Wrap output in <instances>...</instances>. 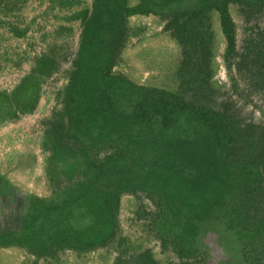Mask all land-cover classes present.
Segmentation results:
<instances>
[{
  "label": "trees",
  "instance_id": "trees-1",
  "mask_svg": "<svg viewBox=\"0 0 264 264\" xmlns=\"http://www.w3.org/2000/svg\"><path fill=\"white\" fill-rule=\"evenodd\" d=\"M187 1L141 0L129 7L127 0H94L90 15H82L78 51L65 91L67 129L60 135L54 130L49 159L58 160L61 151L76 157L77 163L59 174L71 181L78 173L82 178L78 193H64L60 201L58 193L53 194L56 200L29 197L28 217L18 230L0 233L1 248H23L37 260L64 251L88 253L115 237L121 197L136 192L159 199L173 220L166 236L181 261L195 258L201 228L230 204L227 229L242 235L248 246L254 241L263 245L264 214L255 220L258 197L264 195V134L251 123L241 124L224 108L219 111L198 99L199 87L212 80L215 46L213 33L204 26L211 13L218 16L229 56L235 47L229 5H240L252 14L264 8V0H196L197 10L173 16L166 29L172 31L184 60L175 92L136 85L112 72L126 18L161 13ZM196 23L199 30L193 27ZM56 69L54 59L43 57L33 74L50 76ZM30 86L26 83L20 96L35 92ZM34 104L20 112H31ZM91 144L111 153L98 161ZM237 146L244 148L250 161L237 160ZM136 260L156 264L147 252ZM245 263L258 261L250 256Z\"/></svg>",
  "mask_w": 264,
  "mask_h": 264
},
{
  "label": "rangeland",
  "instance_id": "rangeland-1",
  "mask_svg": "<svg viewBox=\"0 0 264 264\" xmlns=\"http://www.w3.org/2000/svg\"><path fill=\"white\" fill-rule=\"evenodd\" d=\"M93 1L0 0V233L18 230L28 217L29 197L55 199L53 194L58 193L60 201L64 193H78L82 181L78 173L71 181L59 174L75 165L76 157H66L61 151L58 160L49 162L50 143L55 140V129L58 135L67 129L65 91L78 51L82 15H90ZM140 2L127 0V5L134 7ZM198 8V1L190 0L161 13L126 18L112 72L136 85L175 92L184 60L180 45L166 26L173 16ZM245 10L229 5L235 26L234 53L229 56L217 14L212 12L204 24L213 33L215 48L210 64L212 80L199 87L202 94L198 100L219 111L224 108L241 124L251 123L257 133L264 134V8L252 14ZM193 27L199 30L197 23ZM43 57L54 59L57 69L50 76L37 77L33 72ZM26 83L35 87V92L29 91L26 96L30 98L24 101L26 96L20 94ZM32 101L31 112H20ZM62 142L68 145L66 139ZM103 148L91 144L98 161L111 153ZM234 155L242 164L251 159L242 146ZM258 202L255 222L264 214V195ZM228 208L231 204L201 228L197 253L188 261L179 259L173 241L166 236V227L173 220L159 199L136 192L121 197L116 234L107 244L88 253L64 251L38 260L23 248L0 247V264H137V257L146 252L156 264H247L250 256L256 258V264H264V243L260 246L254 241L248 246L242 235L227 229ZM75 219L78 221L77 215ZM48 224L44 227L49 228Z\"/></svg>",
  "mask_w": 264,
  "mask_h": 264
}]
</instances>
